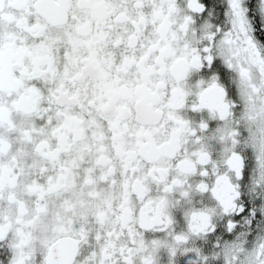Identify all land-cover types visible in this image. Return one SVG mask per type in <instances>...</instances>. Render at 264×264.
<instances>
[{"label":"snow or ice","instance_id":"snow-or-ice-1","mask_svg":"<svg viewBox=\"0 0 264 264\" xmlns=\"http://www.w3.org/2000/svg\"><path fill=\"white\" fill-rule=\"evenodd\" d=\"M0 264H264V0H0Z\"/></svg>","mask_w":264,"mask_h":264}]
</instances>
